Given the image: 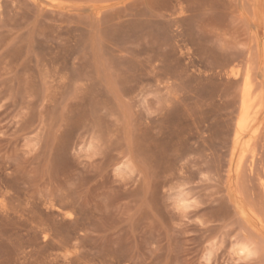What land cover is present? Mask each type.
I'll use <instances>...</instances> for the list:
<instances>
[{"label":"rangeland","instance_id":"1","mask_svg":"<svg viewBox=\"0 0 264 264\" xmlns=\"http://www.w3.org/2000/svg\"><path fill=\"white\" fill-rule=\"evenodd\" d=\"M263 50L264 0H0V264H264Z\"/></svg>","mask_w":264,"mask_h":264},{"label":"bare ground","instance_id":"2","mask_svg":"<svg viewBox=\"0 0 264 264\" xmlns=\"http://www.w3.org/2000/svg\"><path fill=\"white\" fill-rule=\"evenodd\" d=\"M99 11V10H98ZM256 46V45H255ZM260 46V45H259ZM256 49V47H255ZM254 49V50H255ZM263 49V48H262ZM261 49V50H262ZM264 51V50H263ZM262 52V51H261ZM258 53V52H257ZM263 54V53H262ZM236 61V60H234ZM238 62V61H236ZM243 63V62H242ZM251 63V61H250ZM237 64V63H236ZM239 64V63H238ZM245 64V63H244ZM241 65V64H240ZM243 66V64H242ZM263 66V65H262ZM229 67V66H228ZM241 67V66H240ZM247 68V67H246ZM253 68V67H252ZM255 70V69H251ZM250 71V70H249ZM237 73V72H236ZM239 73V72H238ZM253 75V73H252ZM251 75V76H252ZM252 78V77H251ZM246 84L244 87V93L241 102V112L240 117L238 118L237 130L235 134V145L233 151V159L239 154L237 169L236 171L242 170V162L245 154L250 150L252 142H255V137L258 133V126H261V123L258 125V117L260 116L261 109L263 105L261 104V99L259 96H255L253 91V86L250 83V79L246 78ZM242 80V77H241ZM240 81V80H239ZM254 81V80H253ZM256 81V80H255ZM261 82V81H260ZM235 83V82H234ZM244 84V83H243ZM238 85V84H237ZM258 86V85H257ZM243 88V87H242ZM258 88V87H257ZM260 88V87H259ZM264 88V87H263ZM256 89V88H255ZM261 90V88H260ZM264 91V90H263ZM257 92V90H256ZM262 93V92H261ZM261 95V94H260ZM264 97V96H263ZM264 104V103H263ZM263 118V117H262ZM263 123V122H262ZM262 128V127H261ZM253 142V143H254ZM254 145V144H253ZM233 146V145H232ZM233 150V149H232ZM253 151V148L251 149ZM250 150V151H251ZM255 151V150H254ZM232 152V151H231ZM236 160V159H235ZM245 160V159H244ZM234 161V160H233ZM254 163V162H253ZM252 163V164H253ZM234 169V168H233ZM241 173V171H240ZM234 174V173H233ZM253 213V212H252ZM246 215V214H245ZM258 218V216H257ZM259 219V218H258ZM257 219V220H258ZM262 222V221H261Z\"/></svg>","mask_w":264,"mask_h":264}]
</instances>
